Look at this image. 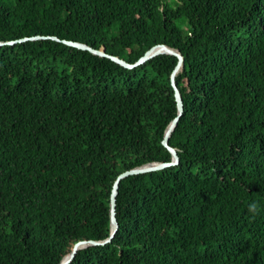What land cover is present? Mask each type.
<instances>
[{
	"label": "trees",
	"instance_id": "trees-1",
	"mask_svg": "<svg viewBox=\"0 0 264 264\" xmlns=\"http://www.w3.org/2000/svg\"><path fill=\"white\" fill-rule=\"evenodd\" d=\"M156 44L183 55L180 161L122 179L112 241L70 264H264V0H0V264H60L112 233L120 173L172 160ZM255 202L258 211H249Z\"/></svg>",
	"mask_w": 264,
	"mask_h": 264
},
{
	"label": "water",
	"instance_id": "water-1",
	"mask_svg": "<svg viewBox=\"0 0 264 264\" xmlns=\"http://www.w3.org/2000/svg\"><path fill=\"white\" fill-rule=\"evenodd\" d=\"M37 38H53V39H57V40H61L69 45L72 46H76L78 48H82V49H88L94 53L103 55V56H108L112 59H114L115 61L123 64L126 67L132 68L135 67L137 65L143 64L145 63L147 60L153 58L154 56L160 54V53H170V54H175L178 56L179 60L178 63L171 75V81H172V85L174 87L175 90V97H176V101H177V106H178V114L177 116L172 120L166 134L165 137L163 139V144L169 149V151L172 153V160L167 161V162H154V163H150L147 165H143L140 167H136L130 170H126L122 173H120V175L117 177V179L114 182L113 185V189H112V193H111V221H112V233L111 235L104 239V240H94V239H89V240H80L78 242H76V244L74 245L73 249L71 250V252L63 259V261L60 264H70L72 262V260L75 258L77 252H78V248L81 245L84 244H92V245H102V244H107L110 241H112L113 237L115 236L117 230L119 229V221L117 218V197L119 194V187H120V183L122 181L123 178L129 176V175H133V174H138V173H144V172H151V171H155V170H159L162 168H166L168 166L171 165H176L179 163L180 158H179V154L178 151L175 147H173L169 140H170V136L173 133V131L175 130L177 124L179 123L180 118L182 117L183 113H184V101H183V97L181 94V91L175 81V77H176V73L178 72V70L182 67L183 62H184V58L183 55L176 51L175 49H173L172 47H170L167 44H156L154 46H152L150 49H148L145 54L140 57L137 61L131 63L128 62L127 60L116 56L114 54H110L108 52L105 51H101L99 49H96L94 47H92L91 45H88L86 43H82L79 41H74V40H69V39H60L58 36H52V35H48V36H44V35H37V36H32V37H25L20 39V41H24V40H28V39H37ZM16 40H8V41H2L0 40V46L6 45V44H14L16 43Z\"/></svg>",
	"mask_w": 264,
	"mask_h": 264
},
{
	"label": "clouds",
	"instance_id": "clouds-1",
	"mask_svg": "<svg viewBox=\"0 0 264 264\" xmlns=\"http://www.w3.org/2000/svg\"><path fill=\"white\" fill-rule=\"evenodd\" d=\"M248 208L249 211L253 214H255L258 211V205L255 202L249 204Z\"/></svg>",
	"mask_w": 264,
	"mask_h": 264
}]
</instances>
